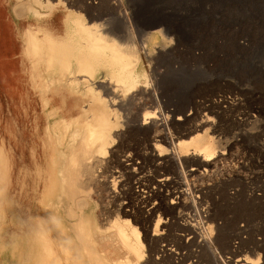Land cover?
I'll return each instance as SVG.
<instances>
[{"label": "bare ground", "instance_id": "bare-ground-1", "mask_svg": "<svg viewBox=\"0 0 264 264\" xmlns=\"http://www.w3.org/2000/svg\"><path fill=\"white\" fill-rule=\"evenodd\" d=\"M60 2L17 0V15L13 13L17 17L18 47L24 50L31 70L29 94L35 101L30 103L40 108L42 114L32 116L34 136L25 130L26 105L17 106L15 111V114L21 112L23 118L21 124L14 122L12 152L21 154L24 146L27 156L33 157L21 169L20 158L13 163L17 172L15 189L20 192L23 186L25 190L22 207L26 211V232L10 241L12 245L7 242L0 258L11 260V264H67L61 249H71L79 257L84 254L85 258L90 257L91 264H125L124 257L129 259L127 264H147L150 261H146V244L151 249L158 243L157 238L169 231L173 224L168 221L170 216H191L197 222L202 221L197 226L189 223L197 233L200 225L205 226L209 221L211 209L204 208L205 197L200 188L212 186L216 167L226 160L228 147L222 148L216 123L207 117L197 122L195 114H199L198 108L204 111L223 109L225 105L230 108L234 102L225 96L216 97L214 91L215 96L206 94L208 97L203 102L194 99L189 109L176 107L162 91L163 80L169 77L167 73L148 71L149 68L142 73L135 68L142 61L151 66L147 60L152 62L156 56L149 47L145 45L144 51L128 56L83 37L82 24L86 21L73 11L84 10L82 2L77 6L64 0L68 7L64 14L65 33L57 29L54 20L38 19L39 12L45 13L47 7H56ZM229 83L225 81L221 85ZM193 108L197 109L196 113ZM33 136L43 140L42 163L38 161L39 150L30 143ZM148 156L155 166L158 163L167 172L153 179L137 178V171L142 169ZM58 158L61 164H57ZM38 164L36 173L30 174L33 165ZM185 165L190 167L187 173L182 171ZM173 172L176 178L170 177ZM187 176L193 180L200 177L203 184L198 186L193 182L192 185L185 181ZM207 179L209 183H205ZM36 185L39 189L42 187L39 195ZM92 188L105 193L109 204L107 208V204L103 206L101 220L95 216V201L88 194ZM122 194H131L140 205L123 203ZM195 194H200L197 201ZM5 196H0L3 202ZM40 205L51 221L35 218L34 209ZM2 208L0 227L6 211L5 205ZM31 213L33 216L28 217L32 220H29L27 215ZM89 213L95 221L89 218ZM151 232L152 237L148 239ZM208 244H212L211 240H207ZM108 247H121L125 253L118 256ZM168 251L172 250L163 252L167 255ZM209 256L212 260L213 252ZM259 258L250 261V257L241 258L236 263L259 264Z\"/></svg>", "mask_w": 264, "mask_h": 264}, {"label": "rangeland", "instance_id": "rangeland-1", "mask_svg": "<svg viewBox=\"0 0 264 264\" xmlns=\"http://www.w3.org/2000/svg\"><path fill=\"white\" fill-rule=\"evenodd\" d=\"M61 1L59 4L56 3V7H47L45 13L39 12L38 19L54 20L57 29L65 33L67 27L64 14L67 13L68 7L64 0ZM68 2L74 5L83 3L84 10L73 11L86 21L82 24V35L86 40H97L100 45H107L128 56L134 52L144 51L145 45L154 51L156 57L152 62L147 60L151 66L148 67L147 63L142 61L135 68L142 73L146 72L147 68L148 71L156 69L158 72L167 73L169 77L163 80L162 91L176 107L191 108L194 99L198 98V101L202 99L199 102H203L205 97L216 94L220 99L225 96L234 102L230 108L223 105V109L211 108L204 111L202 107V109L197 107L199 114L196 113L197 109L193 108L198 118L197 122L209 118L216 123L222 148L228 147L226 160L216 167L212 186L200 188L205 197L204 208L211 209L209 221L205 226L201 224L200 233H197L190 224L193 222L195 225L193 223L191 225L197 226V223L202 221L197 222L198 219L191 216H170L171 219L168 218V221L173 224L170 225L169 231H164L167 235L164 233L158 237V243H154L151 249L146 244V261H150L147 264H235L241 258L250 257L248 260L250 261L257 260L259 256L261 258L259 264H264V0H68ZM16 4L17 0H0V196H7L4 200V202L7 200L6 203L0 199V211H3L2 206L5 205L6 208L4 218L1 219L0 255L5 252L7 242L11 244L10 241L16 240L17 237L21 238L26 232L24 228L26 211L22 207L25 190L23 186L20 192L15 189L17 172L13 168V163L20 158V168L23 163L32 161L33 157L31 154L27 156L24 146L21 154L14 155L12 152L14 122L21 124L23 118L21 112L15 114V111L17 106L26 105L25 130L27 134L34 136L35 119L33 120L32 116L42 114L40 108L30 103L33 100L29 94V83H32L31 70L24 50L18 47L20 43L16 34ZM149 37L152 39L150 42ZM164 42L167 45H164ZM225 81L230 82L227 84L230 85L229 88H226L227 85H221ZM219 86L223 87L221 91L218 90ZM217 111L225 115L221 117ZM34 136L30 143L32 146L36 145V149L39 150L38 161L41 162L43 140L38 141ZM147 158V161H143L145 163L142 165L143 171L142 169L137 171V178L144 177L148 180L167 172L166 168L161 170L162 166L158 163L155 166L149 160V156ZM57 162L61 164L59 158ZM38 166L40 164L33 165L30 174L34 175ZM189 169L190 167L185 165L182 171L187 173ZM170 177H175L174 172ZM199 178L193 180L187 176L185 181L192 185L194 182L199 186L202 183ZM209 180H205V183H209ZM41 189L42 187L39 189L36 185L38 195ZM121 189L119 188L120 192ZM98 190L92 188L89 190L92 192L88 194L95 201L94 214L101 220L102 209L107 204V199L105 193ZM195 195L194 199L197 201L200 194ZM122 197L123 203L136 202L135 206L140 205L131 194H122ZM47 204H50L49 200ZM34 211L35 218L51 221L42 205L35 207ZM28 216L32 217L33 213ZM88 216L95 221L94 215L89 213ZM29 217L28 219L32 220ZM149 234L148 239L152 237V232ZM184 234H188L187 238ZM207 240H211V246L206 245ZM159 245L162 248H159ZM109 249L115 250L118 256L119 253H125L121 247ZM167 250H172L173 255L172 251L166 252L165 255L163 251ZM211 251L214 260L209 256L212 254ZM61 253L67 264L74 262L91 264L90 257L85 258V254L79 257L75 250L61 249ZM72 253L73 257L70 256ZM168 253L172 257L168 256ZM122 261L127 264L129 259L124 257ZM0 264H11V260L4 261L0 258Z\"/></svg>", "mask_w": 264, "mask_h": 264}]
</instances>
